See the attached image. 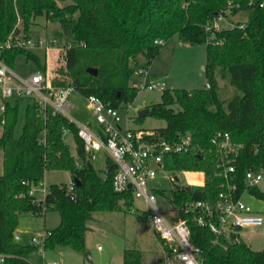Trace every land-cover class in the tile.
Returning a JSON list of instances; mask_svg holds the SVG:
<instances>
[{"label":"trees","instance_id":"obj_1","mask_svg":"<svg viewBox=\"0 0 264 264\" xmlns=\"http://www.w3.org/2000/svg\"><path fill=\"white\" fill-rule=\"evenodd\" d=\"M263 4L264 0H0V45L18 34L38 38L32 27L40 17L60 22L64 29L77 19L53 84L73 87L85 97L96 95L118 110L135 101L139 88L131 84L132 77L141 58L148 66L159 55L163 45L156 40L178 36L185 44L207 46L205 71L210 88L164 90L161 103L149 107L145 116L166 121V127L156 131L169 141L192 136L193 150L167 156L165 169L203 174L201 190L177 186L170 203L177 220L188 223L192 242L203 251L204 264H264V250H253L237 235L214 243L210 229L197 223L193 211L184 210L188 203L217 201L222 189L213 145L217 132H228L232 142L241 145L233 157L241 191L247 186L245 173L264 168ZM227 10L233 16L248 11L249 18L244 25L238 23L216 33L217 41L224 44L208 43L207 24L226 15ZM70 34L71 30L67 36ZM21 56L46 70L34 51L12 47L5 49L2 57L13 69ZM90 69H97V75L89 73ZM220 76L228 77L231 96L218 84ZM19 110L20 100H15L0 112V253L8 256L6 264H32L30 256L39 246L15 240L20 219L24 214L46 215L50 211L60 214V223L48 230L45 249L65 247L85 253L86 235L95 214L119 211L122 202L130 206L133 196L114 190L116 169L110 160L104 176L92 165L77 166L64 130L74 135L79 159L85 158L83 143L77 126L65 116L31 101L22 134L16 137ZM145 117L140 115L138 120ZM48 171L70 172L73 189L51 185L45 198L36 201L29 191L43 184ZM259 186L248 187V192L264 200ZM123 264L145 263L140 251L125 250Z\"/></svg>","mask_w":264,"mask_h":264},{"label":"built area","instance_id":"obj_2","mask_svg":"<svg viewBox=\"0 0 264 264\" xmlns=\"http://www.w3.org/2000/svg\"><path fill=\"white\" fill-rule=\"evenodd\" d=\"M230 15L232 11L227 10L226 15H218L207 24L205 29L208 43L224 44L222 41H217L216 33L229 28L221 22L226 21ZM155 43L163 45L165 41L156 40ZM12 47L30 51L42 49L46 53L59 50V45L55 41L50 43L41 37L26 39L19 34L9 39L4 45H0V112L5 110L6 103L30 97L32 102L40 104L44 109H50L54 114L68 118L77 126L78 137L84 148L85 158H78L77 166L83 168L86 165H92V161L97 159V154L103 152L116 169L113 179L114 190L121 194L130 193L134 200L143 199L148 209H151L142 212L141 216L147 220L161 242V264H204L203 251L192 242L188 223L185 220H177L174 207L171 210L158 207L155 191L150 188L158 171L165 169L167 156L193 150L192 136H181L175 141H169L158 131L135 130L130 127V123L136 120L129 115L124 121L126 127L123 128L119 110L106 105L96 95L86 97L96 126L91 122L78 124L69 116V110L72 107L70 99L74 88L54 85L46 72H36L28 79L16 76L2 57L5 49ZM69 47H71L70 44ZM139 73L145 77L150 76L144 69H140ZM158 87L155 83H145L142 86L143 89L148 90H156ZM206 87L209 89L210 84ZM68 134L70 131L65 129L64 138ZM213 145L217 148V175L222 179V189L217 201L188 203L184 210L185 212L193 211L196 214L197 223L208 227L214 236V243H218L222 238L242 235L245 229L264 226V216L255 212L252 206L244 201V197L249 194L248 187L259 186L264 182V168L248 170L245 173L247 186L241 191L237 184V169L233 164V157L237 155L241 145L232 142L228 132H217ZM200 174L203 177V174ZM202 182L204 186V177ZM40 187L33 186L29 191V195L35 197L36 201L43 200L47 194L45 191L43 198L39 199L37 193ZM70 189H73L71 184ZM133 212L136 211L133 210ZM49 235L50 232L46 229L40 231L32 237L33 245L45 249ZM15 240H21L18 232ZM7 258L6 254L0 253V264H6ZM46 264L58 263L48 261Z\"/></svg>","mask_w":264,"mask_h":264},{"label":"rangeland","instance_id":"obj_3","mask_svg":"<svg viewBox=\"0 0 264 264\" xmlns=\"http://www.w3.org/2000/svg\"><path fill=\"white\" fill-rule=\"evenodd\" d=\"M249 18L248 11H240L237 15H230L226 21L221 22L232 28L238 23L243 25ZM228 20V21H227ZM242 25V26H243ZM77 27V19L70 26L71 34L67 36L60 22L47 21L44 17L37 19V24L32 27L37 35L48 42H57L59 50L46 53L42 49L34 52L39 56L40 62L46 70L32 61H27L24 56L17 59L15 67L12 69L16 76L28 79L36 72H46L52 83L57 81L56 71L61 66L60 55L64 51V45L71 41ZM20 28L22 29L21 25ZM23 31V30H22ZM35 34V35H36ZM207 64V46L205 44L189 45L183 43L178 36L166 40L159 55L147 66V60L141 58L139 68L135 69L131 84L139 88L135 101L126 109L119 110L122 119L121 126L126 127L124 122L129 115L135 118V122L130 123V127L135 130L156 131L166 127V121L147 116L138 120L141 112L147 110L152 105L161 103L163 91L167 89H203L207 85V76L204 67ZM144 69L150 76L140 74L139 70ZM145 83H155L159 87L156 90L143 89ZM227 76H220L218 84L224 87L228 96L232 95V89L228 85ZM31 98L20 100L19 119L15 129V136L20 137L26 117V110ZM72 107L69 116L78 124L92 122L96 126L95 118L91 113L87 99L77 91L71 94ZM0 127V135L2 133ZM65 141L69 145L72 153L77 156V141L72 133L65 136ZM3 153L0 151V175L2 167ZM92 166L101 175H105L108 168L107 156L100 152L97 159L92 161ZM203 177L200 173H186L161 169L151 182L150 188L155 191L158 207L171 210V192L177 186H189L201 190L203 188ZM73 177L67 171H48L45 174L43 185L39 188L37 196L43 198L44 192L51 185H70ZM264 192V182L259 186ZM165 194V195H162ZM244 201L252 206L255 212L264 216V200L258 199L252 194H247ZM133 210L136 212L134 213ZM150 211L143 199H135L130 206L121 203V210L115 212H99L94 216V220L89 224V232L86 235V252H76L70 248L56 247L55 249L39 248L30 256L32 264H46L54 261L58 264H123V253L125 250H137L143 255L145 264H161L162 245L147 220L141 216L144 211ZM60 223V214L56 211L47 212L46 215L24 214L20 219L17 232L20 234L22 245H32V237L40 231L55 229ZM239 237L253 250H264V226L260 228H250L242 231ZM101 247L102 251L98 248ZM90 253L91 260L86 258Z\"/></svg>","mask_w":264,"mask_h":264},{"label":"water","instance_id":"obj_4","mask_svg":"<svg viewBox=\"0 0 264 264\" xmlns=\"http://www.w3.org/2000/svg\"><path fill=\"white\" fill-rule=\"evenodd\" d=\"M69 31H70V27H67V28L64 29V32H65L66 35H68ZM204 69H206V67H204ZM89 73H91L92 75L96 76V75H97V69H90V70H89ZM147 114H148V111H147V110H144V111L141 112L140 115L143 116V117H145ZM76 182H77V181H76ZM130 188H131V186H130ZM86 258H87L89 261H92V260H91V255H90V253H87V254H86Z\"/></svg>","mask_w":264,"mask_h":264},{"label":"crops","instance_id":"obj_5","mask_svg":"<svg viewBox=\"0 0 264 264\" xmlns=\"http://www.w3.org/2000/svg\"><path fill=\"white\" fill-rule=\"evenodd\" d=\"M39 37H40V36H39ZM89 122H90V121H89ZM91 123H92V122H91ZM92 124H93V123H92ZM46 230H47V229H46ZM242 235H243V234H242ZM99 248H100V247H99ZM99 248H98V250H99V251H102V249H99Z\"/></svg>","mask_w":264,"mask_h":264}]
</instances>
